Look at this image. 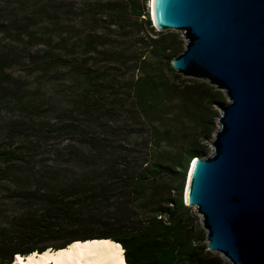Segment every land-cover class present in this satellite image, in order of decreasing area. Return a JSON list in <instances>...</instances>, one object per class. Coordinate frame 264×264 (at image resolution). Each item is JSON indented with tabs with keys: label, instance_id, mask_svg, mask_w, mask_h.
Instances as JSON below:
<instances>
[{
	"label": "rangeland",
	"instance_id": "374dc122",
	"mask_svg": "<svg viewBox=\"0 0 264 264\" xmlns=\"http://www.w3.org/2000/svg\"><path fill=\"white\" fill-rule=\"evenodd\" d=\"M137 3L149 17L138 19L129 0H0V150L23 158L14 167L0 159V228L12 248L27 243L25 231L37 233L32 248L53 250L72 238L81 241L77 231L47 235L37 221L11 226L20 208L35 202L20 200V189H33L38 198L102 170L110 153L131 147L140 134V140L148 139V126L133 117V98L127 96L138 72L140 40L149 37L141 21L151 19V0ZM162 32L183 38L176 30ZM221 102H228L225 95L213 105L216 130Z\"/></svg>",
	"mask_w": 264,
	"mask_h": 264
},
{
	"label": "trees",
	"instance_id": "16d2710c",
	"mask_svg": "<svg viewBox=\"0 0 264 264\" xmlns=\"http://www.w3.org/2000/svg\"><path fill=\"white\" fill-rule=\"evenodd\" d=\"M129 1L138 19L149 17L137 0ZM141 22L147 26L149 37L140 40L138 72L129 82L127 96L133 98V117L148 126V139L140 140V134L131 147L110 153L102 170L48 189L38 198L33 189H20V200L35 202L21 207L11 226L37 221L47 235L81 234V241L69 239L53 249L56 251L88 241H107L123 251L124 264H229L207 250L200 218L184 199L191 163L209 153L208 142L217 128L213 105L224 94L208 82L176 74L171 62L184 50L183 38L157 31L151 19ZM0 159L12 167L23 160L9 150H0ZM104 201L112 203L104 209L95 206ZM36 206L39 209L32 212ZM69 214L71 219L65 221ZM25 232L27 243L12 248L11 243L4 242V228H0V264L13 263L18 256L53 251L49 247L32 248L37 233Z\"/></svg>",
	"mask_w": 264,
	"mask_h": 264
},
{
	"label": "water",
	"instance_id": "95a60500",
	"mask_svg": "<svg viewBox=\"0 0 264 264\" xmlns=\"http://www.w3.org/2000/svg\"><path fill=\"white\" fill-rule=\"evenodd\" d=\"M158 31L176 30L184 50L171 65L224 93L211 154L195 158L185 204L207 250L230 264H264V0H151Z\"/></svg>",
	"mask_w": 264,
	"mask_h": 264
},
{
	"label": "bare ground",
	"instance_id": "6f19581e",
	"mask_svg": "<svg viewBox=\"0 0 264 264\" xmlns=\"http://www.w3.org/2000/svg\"><path fill=\"white\" fill-rule=\"evenodd\" d=\"M122 262V263H121ZM10 264H124L121 250L107 241L74 244L63 251L18 256Z\"/></svg>",
	"mask_w": 264,
	"mask_h": 264
}]
</instances>
